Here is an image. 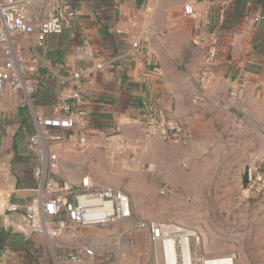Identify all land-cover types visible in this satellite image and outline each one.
I'll list each match as a JSON object with an SVG mask.
<instances>
[{"label": "crops", "instance_id": "1", "mask_svg": "<svg viewBox=\"0 0 264 264\" xmlns=\"http://www.w3.org/2000/svg\"><path fill=\"white\" fill-rule=\"evenodd\" d=\"M183 2L191 5L192 14L184 12L183 3L168 7V0H28L34 23L56 15L67 28L61 35H47L42 43L36 35L15 37L16 51L36 67L29 76L34 91L3 86L0 124L9 126L5 134L11 139L21 132L29 137L35 132L37 117L55 113L62 93L79 91L82 102L74 103V108L88 114L90 125L86 131L76 127L66 132L63 141L55 145L71 149L85 137L87 150L98 135L114 128L123 130L127 125L147 134L145 128L151 118L157 127H168L167 135L158 131L161 138L176 140L181 124L174 110L178 103L176 81L166 69L165 54L177 58L167 36L183 32L178 23L183 18L196 28V32L193 26L186 30L190 40L204 49L201 69L229 79L241 77L246 91L260 89L259 79L264 76V0ZM160 15L165 21L162 24L157 21ZM209 56L211 63L206 64ZM25 146L10 149L0 160V171L7 174L1 185L9 193L7 205H25L37 197L33 178L36 160ZM109 226L84 227L88 229L81 231L71 226L57 238H25L0 227V250L5 253L6 264H93L90 256H83L81 263L69 256L80 255L82 248L94 253L97 241L105 243L104 236L109 235L104 233H112ZM53 239H58L56 247L41 249L40 242Z\"/></svg>", "mask_w": 264, "mask_h": 264}, {"label": "rangeland", "instance_id": "2", "mask_svg": "<svg viewBox=\"0 0 264 264\" xmlns=\"http://www.w3.org/2000/svg\"><path fill=\"white\" fill-rule=\"evenodd\" d=\"M174 2L186 5L168 0L167 6ZM157 21L165 22L161 15ZM178 23L183 32L167 36L178 56L165 54L166 69L176 81L174 110L182 124L177 139L127 125L98 135L85 153L76 143L71 149L54 145L58 162L50 176L68 185L87 176L97 187L129 197L131 218L108 227L112 233L104 234L113 236L97 241L93 264H158L157 249L140 222H173L197 233L207 256L234 255L235 264H264V190L251 185L254 174H264V76L260 89L246 91L241 77L207 73L201 69L204 49L186 33L190 26L196 32L194 24L184 18ZM7 129L0 124L1 162L4 153L23 148L31 136L21 132L11 139ZM6 175L0 171V227H6L4 217L10 213L8 190L1 187ZM39 244L56 247L58 239Z\"/></svg>", "mask_w": 264, "mask_h": 264}, {"label": "built area", "instance_id": "3", "mask_svg": "<svg viewBox=\"0 0 264 264\" xmlns=\"http://www.w3.org/2000/svg\"><path fill=\"white\" fill-rule=\"evenodd\" d=\"M184 12L192 14L191 5L184 6ZM72 18L73 14L69 13ZM67 25L59 16L49 15L46 20L34 23L29 17L28 0H0V97L5 84L13 90H25L32 93L29 76L36 67L27 63L25 57L15 49L17 35H36L42 43L47 35H61ZM136 47V45H135ZM206 62L211 63V57ZM79 91H67L60 95V103L55 113L47 117H37L35 132L27 142V151L35 158L33 178L37 183V197L25 205H7L8 212H21L29 220L32 235L49 238L61 237L68 227H99L124 223L131 218L129 197L111 187H97L89 177H83L77 185L55 182L50 173L56 169L58 156L51 147L60 143L68 131L80 127L86 131L90 125L88 114L74 108L81 103ZM148 135L159 130L167 135L168 127H157L154 118L147 122ZM176 133L180 129H176ZM87 140L78 141L80 153L86 152ZM252 190H264V174H254ZM150 241L157 249L158 264H235L234 255L207 256L202 250L200 236L173 222H140ZM83 256H92V251L82 248L80 255H70L69 259L81 263ZM0 264H6L5 253L0 250Z\"/></svg>", "mask_w": 264, "mask_h": 264}, {"label": "water", "instance_id": "4", "mask_svg": "<svg viewBox=\"0 0 264 264\" xmlns=\"http://www.w3.org/2000/svg\"><path fill=\"white\" fill-rule=\"evenodd\" d=\"M5 228H9L13 233L20 234L25 238L31 236L29 220L21 212H12L4 217Z\"/></svg>", "mask_w": 264, "mask_h": 264}]
</instances>
